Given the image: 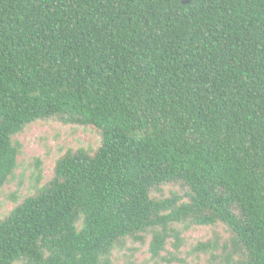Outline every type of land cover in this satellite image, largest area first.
Segmentation results:
<instances>
[{
  "label": "trees",
  "instance_id": "1",
  "mask_svg": "<svg viewBox=\"0 0 264 264\" xmlns=\"http://www.w3.org/2000/svg\"><path fill=\"white\" fill-rule=\"evenodd\" d=\"M183 1L0 0V190L30 126L99 135L33 158L0 264H264V0Z\"/></svg>",
  "mask_w": 264,
  "mask_h": 264
},
{
  "label": "rangeland",
  "instance_id": "2",
  "mask_svg": "<svg viewBox=\"0 0 264 264\" xmlns=\"http://www.w3.org/2000/svg\"><path fill=\"white\" fill-rule=\"evenodd\" d=\"M18 140L24 146V153L19 158L20 167L16 171V177L0 190V218L14 208L15 204L11 200L13 195L17 194L21 198L28 195L34 171L31 166L33 158L41 157L44 160V175L46 179H49L53 175L55 160L60 155H63L68 148H77L81 145L97 146L99 135L92 128L84 130L74 126H62L59 123L40 122L30 126L18 137ZM209 234L210 230L207 228L186 233L184 237L188 245L182 248L183 256H186L192 243ZM148 258V246H144L136 254V260L143 263ZM117 264L128 263L121 257Z\"/></svg>",
  "mask_w": 264,
  "mask_h": 264
},
{
  "label": "water",
  "instance_id": "3",
  "mask_svg": "<svg viewBox=\"0 0 264 264\" xmlns=\"http://www.w3.org/2000/svg\"><path fill=\"white\" fill-rule=\"evenodd\" d=\"M191 2V0H184L182 3L184 4V5H187V4H189Z\"/></svg>",
  "mask_w": 264,
  "mask_h": 264
}]
</instances>
